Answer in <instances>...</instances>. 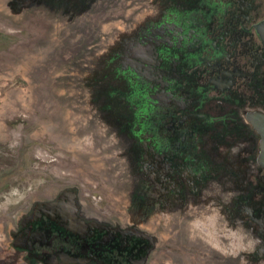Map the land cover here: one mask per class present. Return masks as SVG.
<instances>
[{"label":"flooded vegetation","instance_id":"af4514ba","mask_svg":"<svg viewBox=\"0 0 264 264\" xmlns=\"http://www.w3.org/2000/svg\"><path fill=\"white\" fill-rule=\"evenodd\" d=\"M126 5L108 69L129 144L124 220L62 190L0 226V264H264V0Z\"/></svg>","mask_w":264,"mask_h":264},{"label":"rangeland","instance_id":"374dc122","mask_svg":"<svg viewBox=\"0 0 264 264\" xmlns=\"http://www.w3.org/2000/svg\"><path fill=\"white\" fill-rule=\"evenodd\" d=\"M9 2L0 0V226L69 188L89 214L124 220L129 144L108 107L109 62L131 0H91L82 11Z\"/></svg>","mask_w":264,"mask_h":264}]
</instances>
